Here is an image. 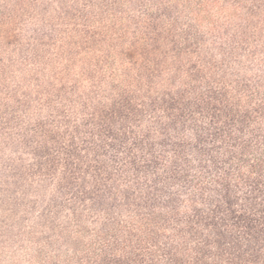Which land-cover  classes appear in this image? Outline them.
Wrapping results in <instances>:
<instances>
[{
  "label": "trees",
  "instance_id": "1",
  "mask_svg": "<svg viewBox=\"0 0 264 264\" xmlns=\"http://www.w3.org/2000/svg\"><path fill=\"white\" fill-rule=\"evenodd\" d=\"M177 3L0 0V264H264V0Z\"/></svg>",
  "mask_w": 264,
  "mask_h": 264
},
{
  "label": "rangeland",
  "instance_id": "2",
  "mask_svg": "<svg viewBox=\"0 0 264 264\" xmlns=\"http://www.w3.org/2000/svg\"><path fill=\"white\" fill-rule=\"evenodd\" d=\"M177 2L178 6H183L187 11H190V0H177ZM163 49L164 47H161L160 45H143L139 49H132L130 51V54L127 55V57L132 61H141L142 58L154 59V57L159 54L160 57H163ZM164 67H168V64H164ZM12 216L13 215L10 211H5L3 213V211L0 210V218L3 219L4 223H10L13 219H11Z\"/></svg>",
  "mask_w": 264,
  "mask_h": 264
}]
</instances>
